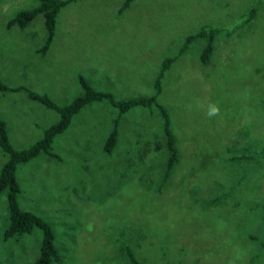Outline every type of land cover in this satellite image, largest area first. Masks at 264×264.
<instances>
[{"label":"rangeland","instance_id":"374dc122","mask_svg":"<svg viewBox=\"0 0 264 264\" xmlns=\"http://www.w3.org/2000/svg\"><path fill=\"white\" fill-rule=\"evenodd\" d=\"M123 1L68 3L41 54L40 14L24 28L6 26L35 1L0 0V80L64 105L80 93V75L126 99L150 95L161 60L175 57L157 102L167 111L178 163L159 185L165 158L154 107L121 114L115 146L104 153L117 110L92 102L55 137L59 160L38 155L17 166L18 206L52 227L56 264H130L126 247L141 264H264V0H131L119 11ZM202 27L217 29L207 64L198 60L204 38L178 51ZM213 103L220 113L209 118ZM0 119L12 146L23 148L56 112L21 89L3 91ZM6 223L4 190L0 264H30L40 230L4 239Z\"/></svg>","mask_w":264,"mask_h":264},{"label":"trees","instance_id":"16d2710c","mask_svg":"<svg viewBox=\"0 0 264 264\" xmlns=\"http://www.w3.org/2000/svg\"><path fill=\"white\" fill-rule=\"evenodd\" d=\"M35 4L29 8L16 11L6 21V26L16 25L24 28L35 16H42L45 37L43 44L36 52L43 54L50 44L55 29L56 17L61 8L74 0H34ZM131 0H124L119 11L125 8ZM257 10L256 5L251 6L244 15L242 23H248ZM217 34V29L212 27H202L200 30L187 35L179 52H183L188 44L195 38H204L198 60L201 64H207L212 51L213 37ZM175 57H166L161 60L159 70L153 79V92L148 96H131L126 99H117L110 92L96 90L83 76L78 75L77 81L80 86V93L75 95L64 105H57L48 95L40 94L24 86L8 87L0 80V92L23 90L27 98L36 101L47 109L56 112V119L48 124L41 132V135L30 145L23 148H14L7 135L4 120L0 119V151L5 155L4 162L0 165V193L5 190L7 223L2 232L4 239L20 236L29 233L33 227H37L41 232L38 253L30 264H56L60 259V254L54 243L53 229L48 222L33 212L21 209L17 203L19 185L16 180V168L38 155H45L47 158L59 160V157L52 153V144L56 136L63 132L69 125L71 118L80 111L82 107L96 101H106L117 110L116 116L111 119V128L102 144V151L109 154L116 143L117 126L120 115L133 107H154L160 113L161 136L164 151V164L161 173L160 184L166 182L171 171L179 160V151L176 146V139L170 128L167 111L163 105L157 102L160 92V80L163 72ZM246 157H244L245 159ZM243 159V158H242ZM160 186H157L159 190ZM125 255L130 264H141L129 248H125Z\"/></svg>","mask_w":264,"mask_h":264},{"label":"clouds","instance_id":"9594fccd","mask_svg":"<svg viewBox=\"0 0 264 264\" xmlns=\"http://www.w3.org/2000/svg\"><path fill=\"white\" fill-rule=\"evenodd\" d=\"M219 113H220L219 106L217 104L213 103V104L209 105L206 115L209 118H212V117L218 116Z\"/></svg>","mask_w":264,"mask_h":264},{"label":"crops","instance_id":"0c3cea01","mask_svg":"<svg viewBox=\"0 0 264 264\" xmlns=\"http://www.w3.org/2000/svg\"><path fill=\"white\" fill-rule=\"evenodd\" d=\"M81 110V109H80ZM118 124H119V120H118Z\"/></svg>","mask_w":264,"mask_h":264}]
</instances>
